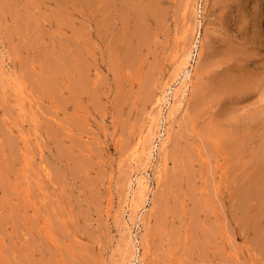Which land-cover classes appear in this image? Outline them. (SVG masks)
I'll return each instance as SVG.
<instances>
[{
    "label": "rangeland",
    "instance_id": "374dc122",
    "mask_svg": "<svg viewBox=\"0 0 264 264\" xmlns=\"http://www.w3.org/2000/svg\"><path fill=\"white\" fill-rule=\"evenodd\" d=\"M0 264H264V0H0Z\"/></svg>",
    "mask_w": 264,
    "mask_h": 264
},
{
    "label": "built area",
    "instance_id": "2783aa9c",
    "mask_svg": "<svg viewBox=\"0 0 264 264\" xmlns=\"http://www.w3.org/2000/svg\"><path fill=\"white\" fill-rule=\"evenodd\" d=\"M197 50V46H195ZM176 100V88L169 87L159 104V116L156 123L154 137L151 143L150 165L146 171V180L148 182V191L153 194L156 191V175L159 166H161V155L163 153L164 144L167 143L171 132V108ZM137 235V234H136ZM139 242V241H137ZM138 250H139V245Z\"/></svg>",
    "mask_w": 264,
    "mask_h": 264
},
{
    "label": "bare ground",
    "instance_id": "6f19581e",
    "mask_svg": "<svg viewBox=\"0 0 264 264\" xmlns=\"http://www.w3.org/2000/svg\"><path fill=\"white\" fill-rule=\"evenodd\" d=\"M181 64L183 65V62H181ZM189 76H190V73L187 71L186 73H185V79L183 80L184 82L189 78ZM183 85V86H182ZM181 86L182 87H179V89H181L178 93H180V92H182L183 94H185V86H184V84H181ZM183 98L184 97H182V98H180V99H178V100H176V102H175V104L173 103V111L174 110H180L181 108H182V106H183ZM172 111V112H173ZM185 111V110H184ZM152 126V125H151ZM145 141H146V139H145ZM163 146H165V145H163ZM166 147V146H165ZM148 150V145H147V143H145L144 144V151H145V160H146V158H148L149 157V151H147ZM151 155V154H150ZM161 157H162V155H161ZM139 178V177H138ZM141 178V177H140ZM139 180V179H138ZM144 180L142 179L141 181H140V186H141V189L143 190V188H145V185H144ZM139 186V185H138ZM144 191V190H143ZM143 191H141V192H143ZM136 193V192H135ZM141 194V193H140ZM136 195V194H135Z\"/></svg>",
    "mask_w": 264,
    "mask_h": 264
}]
</instances>
